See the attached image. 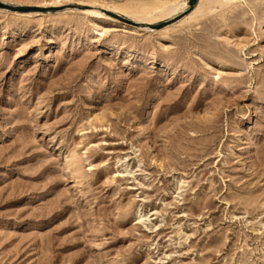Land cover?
<instances>
[{
	"label": "rangeland",
	"instance_id": "rangeland-1",
	"mask_svg": "<svg viewBox=\"0 0 264 264\" xmlns=\"http://www.w3.org/2000/svg\"><path fill=\"white\" fill-rule=\"evenodd\" d=\"M0 2V264H264V0Z\"/></svg>",
	"mask_w": 264,
	"mask_h": 264
},
{
	"label": "bare ground",
	"instance_id": "bare-ground-1",
	"mask_svg": "<svg viewBox=\"0 0 264 264\" xmlns=\"http://www.w3.org/2000/svg\"><path fill=\"white\" fill-rule=\"evenodd\" d=\"M183 7H184V6H183ZM183 7L181 8L179 4L172 5V6L168 7V8H166V9H167V14H172V13H174V12H177V11H179V10H182ZM98 13H99V12H98ZM99 14H100V13H99ZM166 16H167V15H166ZM173 16H174V15H173Z\"/></svg>",
	"mask_w": 264,
	"mask_h": 264
},
{
	"label": "water",
	"instance_id": "water-1",
	"mask_svg": "<svg viewBox=\"0 0 264 264\" xmlns=\"http://www.w3.org/2000/svg\"><path fill=\"white\" fill-rule=\"evenodd\" d=\"M195 1H196V0H192V3L194 4ZM5 6H7V5H5L4 3H1V2H0V7H5Z\"/></svg>",
	"mask_w": 264,
	"mask_h": 264
}]
</instances>
